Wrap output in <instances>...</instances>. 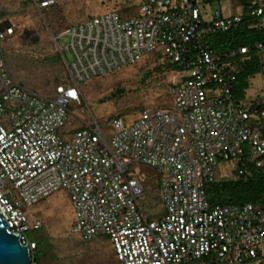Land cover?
Masks as SVG:
<instances>
[{
  "label": "built area",
  "instance_id": "obj_1",
  "mask_svg": "<svg viewBox=\"0 0 264 264\" xmlns=\"http://www.w3.org/2000/svg\"><path fill=\"white\" fill-rule=\"evenodd\" d=\"M222 0H140L138 15L107 10L66 27L70 82L45 96L16 82L0 47V215L32 252L27 231L41 227L30 209L65 190L73 211L70 232L85 240L108 236L118 264H264V204L210 205L206 186L219 164L264 169V124L249 123L264 106L236 99L235 82L250 47L215 36L244 24L264 29V0H228L204 21L200 8ZM227 1V0H226ZM46 10L57 0H34ZM13 33L0 30V43ZM161 50L177 71L170 95L174 109L141 110L126 121L111 117L106 132L97 122L63 133L80 85L134 64ZM264 79V39L253 42ZM264 83V82H263ZM262 83V84H263ZM158 175L164 215L148 220L141 204V167ZM227 172L232 167L226 168Z\"/></svg>",
  "mask_w": 264,
  "mask_h": 264
},
{
  "label": "rangeland",
  "instance_id": "obj_2",
  "mask_svg": "<svg viewBox=\"0 0 264 264\" xmlns=\"http://www.w3.org/2000/svg\"><path fill=\"white\" fill-rule=\"evenodd\" d=\"M134 0H57L56 4L47 10L38 9L33 0H0V23L8 21L13 33L0 43L5 65L12 78L29 91L45 96H52L55 88L61 83H67L68 73L65 62L57 46L64 51V56L71 61V54L65 50L67 37L62 36L58 44L54 41L59 32L66 27L84 20L86 17L101 14L107 10H119L122 5L133 6ZM221 4L225 15L232 12L231 3L222 0L200 8L204 21L211 20V11ZM58 54L60 61L47 63L45 58ZM145 58V57H144ZM125 66L109 75L93 78L80 85L81 100L71 107L70 122L63 128L68 129L93 122L103 126L109 132L108 123L113 116L120 115L126 121L137 118L145 108H159L165 100L166 90L171 75L156 73L151 80L144 79V71L151 69L155 63L144 59ZM146 65V66H145ZM56 72L60 79L55 80ZM264 79L255 77L249 90V97L260 102L264 95ZM111 94H113L111 96ZM167 108V107H165ZM162 108V109H165ZM252 123V120L249 121ZM230 161L218 166L219 177L229 175L226 168L234 167ZM37 216L47 233L57 246L59 259L71 257L67 264H107V258L99 261L78 262L79 255L76 244L80 237L70 231L73 221V211L65 190H58L49 195L30 209ZM94 246L106 245L103 241H91ZM114 260V258H113Z\"/></svg>",
  "mask_w": 264,
  "mask_h": 264
},
{
  "label": "trees",
  "instance_id": "obj_3",
  "mask_svg": "<svg viewBox=\"0 0 264 264\" xmlns=\"http://www.w3.org/2000/svg\"><path fill=\"white\" fill-rule=\"evenodd\" d=\"M134 1L135 5L129 6L128 4H125L122 5L123 7H121V9L117 10L121 18H129L138 15V3H140V0ZM6 27H11L9 26L8 21L5 20L0 23V30H3ZM229 38L232 40L233 45H247L248 47H250L249 53L247 54L248 59L243 65L241 72L238 74L234 86L236 99H246L249 96V90L251 88V85L253 84V81L255 80V77L258 76L262 71L260 58H258L259 56L255 52H253L252 45L253 42L264 39V29H250L247 31L245 30L244 24H239L236 28L231 29V31L223 33L222 35L215 36V39H213L215 40L213 44L215 43L214 45H217L218 42L225 43V41H228L227 47H229V45H232V42L230 43ZM144 57V59L151 58L149 59V61L151 60L155 63V66L153 68L146 69L144 71V79L146 81L151 80L152 76L156 73H160L163 75L165 72H168L171 75V80L169 81L166 90L167 101L162 100L163 102L158 105L159 108L153 109H162L167 107L165 109L173 110L174 104L170 95V87L174 83V75L177 71L176 65L172 61L167 60L161 50L150 52ZM141 60L143 59L141 58L139 61ZM45 61H47V63H57L58 61H60V57L58 54H56L49 58H45ZM58 79H60V73L56 72L55 80ZM69 82L70 80L68 77L67 83ZM112 95L113 94H111V96ZM250 113L251 120L254 121V124H264V106L259 108L256 113H254L253 111H251ZM68 122H70L69 119L67 121V124ZM84 127L85 125H80L76 128L68 129L65 135H67L69 132L79 131ZM217 168L215 172V181L207 185L205 189L207 197L206 201H208L210 205H242L245 203H253L257 205L259 203L264 204V169L258 170L254 167L250 168V175H248L247 178L243 180L237 179L235 177L236 171L239 168V165L237 163L234 165V167H232V170L228 171L229 175H223V177L221 178L219 177ZM141 173L144 175V194L139 203L141 204L142 210L148 220L159 219L164 215V209L160 202L157 179L158 175L156 174L157 172L150 167L142 166ZM27 237L31 242L35 244V248L33 250V261L36 264H67V260L71 258L69 256H65V258L59 259L57 246L54 244L51 235L47 233V231L42 227L27 231ZM80 239L81 241L76 244L77 250L79 248H82V251H79V255L78 257H76L78 262H84L83 260L85 259L86 261L94 260L102 262L101 259L107 258V264H118L108 236H98L89 240H85L80 237ZM94 240L103 241L106 243V245L104 244L102 246H94L91 243V241ZM186 264L202 263L200 261H191Z\"/></svg>",
  "mask_w": 264,
  "mask_h": 264
},
{
  "label": "water",
  "instance_id": "obj_4",
  "mask_svg": "<svg viewBox=\"0 0 264 264\" xmlns=\"http://www.w3.org/2000/svg\"><path fill=\"white\" fill-rule=\"evenodd\" d=\"M31 260V249L22 244L18 232L11 231L0 215V264H30Z\"/></svg>",
  "mask_w": 264,
  "mask_h": 264
},
{
  "label": "crops",
  "instance_id": "obj_5",
  "mask_svg": "<svg viewBox=\"0 0 264 264\" xmlns=\"http://www.w3.org/2000/svg\"><path fill=\"white\" fill-rule=\"evenodd\" d=\"M34 1V0H33ZM49 9V8H48ZM47 10V9H46ZM78 23V22H77ZM264 84V83H263Z\"/></svg>",
  "mask_w": 264,
  "mask_h": 264
}]
</instances>
